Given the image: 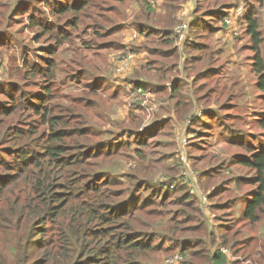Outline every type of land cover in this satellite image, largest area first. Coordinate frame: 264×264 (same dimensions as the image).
Listing matches in <instances>:
<instances>
[{"label": "rangeland", "instance_id": "1", "mask_svg": "<svg viewBox=\"0 0 264 264\" xmlns=\"http://www.w3.org/2000/svg\"><path fill=\"white\" fill-rule=\"evenodd\" d=\"M14 1L0 0V23L2 24L0 30L3 29L0 32V150L6 153L9 152V149L22 146L27 151L36 152L33 154L40 159V164H44L47 160V158L42 157L41 153H45L50 131L48 125L40 121L41 115L36 112L37 106L31 104V101L35 102L34 94L39 90L40 94H44V98L40 102L39 100L36 101L40 105L47 106L50 110L52 107H56L50 114H60L69 132L75 127L84 130V132L63 139V144L75 145L71 140L76 139L83 146L80 149L83 152L79 156H77V149H70L63 154L66 162L72 156L71 162L73 164L65 168L62 166L59 172L62 180L65 177L73 179L70 181L72 182L71 185L79 191L73 202L85 206L89 205L91 208H96L97 211H103L107 205L112 204V200L116 202L127 197V190L123 181L118 180L117 175H112L116 173L112 166L118 162L117 158L125 160L126 157L125 155L121 156L122 154H132L134 153L133 149L139 146L144 148L141 145L143 141L129 134L128 131H126V134H124L125 130L117 133L118 125H126L134 130L146 129L149 125L155 123L154 120L157 119L159 110L162 112L165 108L167 112L172 111V120L169 123L170 130L167 129V126L165 129L162 128L163 131L160 132V130L159 133L158 130L162 127V124L157 125V135H155L154 141H149L148 146L145 148L147 150L156 146L157 152H160L163 158L161 165H168L169 160L174 165H178L176 166L177 170L170 175V192L163 198H156L151 195V190L142 189V196L146 199L144 202L146 207L140 217L145 222H149L151 226L142 225L139 219L135 221L133 219L132 222L134 230L144 232L143 236L152 241L153 248L151 251L143 253L142 264H192L198 260L199 257L194 255V252L199 248L197 239H199V236L206 238L204 233L205 224L203 227L198 226L205 223L206 220L205 217L199 214L201 210L198 203L194 199L187 200L181 195L183 191L193 194L192 189H199L203 193L213 189V187L216 190L220 182L223 181V184H225L223 179L228 178L230 175L227 168L224 172L222 171L226 175L222 173L215 175V180H218L219 177L221 180L206 179L202 181L204 178H201V184L199 183L200 176L195 170L201 172V169L210 166L209 161L213 166L218 162L212 160L214 147L211 143L212 137H209L212 134H217L218 129L214 127L215 125L204 128L202 134L204 137L202 141L204 151L192 147L193 143H190L188 132L184 126L187 122H185L186 120L182 122L183 120L175 112L173 105L176 98L170 100V95L175 93H172L170 89L177 77H184V79L190 77L193 79L198 69L202 71V69L216 67L217 70L210 75L202 76V82H206L202 87L194 89L193 82L186 87L184 82V91L188 92V96L192 93L204 92L202 102L205 101L206 103H200L202 106L222 108L225 107V104H229L226 106L227 109L221 111L222 114L226 111L232 114L231 117H228V122L231 121L235 124L234 126L242 127L244 134L254 135L257 139L256 142H258L260 136L264 140V104L261 100L260 91L255 88L257 87V77L247 73L250 71L249 62L252 61L253 52L250 49L251 41L246 36V31L243 32L244 27L242 26L240 29V35L242 36L235 39L236 45L234 46L230 42L228 33H222L223 30H220L215 34H210L208 33L209 26L204 28L203 35L197 36L199 37L197 42L206 41L210 45H214L213 50L217 51L213 54L211 62L204 63L200 68L194 67L187 70V63L189 62L187 58L191 54H197L198 50L188 48V44H193L196 40L195 35H191V32L190 40L189 29L191 25L188 27L184 38H181L179 33L180 25L186 19L191 23L193 22L196 12L189 6L197 0H180L184 5L186 4L184 11L187 8L188 12L192 11L189 18L184 16L179 23L171 21L166 23L168 27L174 26L172 34L169 36L170 39H173L171 43H166L161 35L162 32L150 35L151 40H148V44L150 43L152 47L151 49L146 48L144 52L145 56L148 54L147 62H152L150 68L145 72L148 75L146 78L152 82L165 83L168 88L158 95L151 90L143 89L139 98L135 99V94L130 88L133 86L132 81L136 73L134 69L135 63H137L136 59L129 61L130 73L127 77L115 76L117 75L118 66L122 67L128 64V61H124V57L128 53L132 52L136 57L138 56L139 50L136 52L133 50L135 42L138 40L145 44V41L139 35L146 38L144 35L146 32L140 34L135 26L136 19L138 21L140 18L135 13L137 5L133 4L132 0H124L123 2L117 0H91L90 4L81 10L77 8L76 11L62 12L58 9L61 8L60 2L62 0H29L31 5L29 11H26V6L23 7L20 12L22 13L21 17H19L18 11L11 12ZM149 1L156 8H162L164 5L163 0ZM194 7L200 10L198 5H194ZM254 11L258 15L256 18L259 23L262 24L261 28L264 36V0H256ZM75 15L77 17L74 21ZM120 22L122 25H119ZM162 26H165V24L160 25L159 28ZM68 29L71 31L68 32ZM95 30L99 33H95ZM226 37L228 38L226 39ZM227 40L230 42L229 44L227 42L225 44ZM53 46L55 47L54 59H52L51 54ZM261 48L264 55V40L261 43ZM168 50H172V57H165L166 55L163 54L164 51ZM159 53L170 61L176 60L179 62L174 67L177 71H169L167 74L157 73L159 77L156 78V75L151 73L150 70L151 68L158 69L161 67L159 65L160 61L159 64L153 61L162 59ZM111 58L112 65L110 63ZM51 61H54V64L49 70L45 67ZM36 64L40 66H35ZM32 68L34 70L31 71ZM139 73H142V71H139ZM98 75L104 78L93 90L97 92V96L93 98L100 102L104 101V98L106 99V102L104 101L102 104L106 113H112L114 110L113 117L115 120H113L110 127L112 131L106 135L100 134V127L103 125L108 126V123L100 120L102 106L89 107L87 105V98L92 92V86L88 83L94 78L98 79ZM108 77H113L114 84L123 82L124 86L119 85L115 89L111 88ZM102 82L104 83L101 87ZM125 85H129V87L125 88ZM196 85L200 86L201 80ZM216 85L217 90L207 93L211 89L214 90ZM181 94L184 99V92ZM175 96L182 97L180 93L175 94ZM193 98L196 100L194 95ZM261 118L263 119L262 124L259 121ZM9 132L10 135L7 139H4V135ZM102 138H111L109 140L114 142L112 146L114 152H111L112 157L106 156L105 152L100 151L101 145L99 142L95 143L97 142L95 140ZM114 138H116L115 141H113ZM213 138L215 139V137ZM256 142L253 144L256 145ZM224 148L230 153L234 152L233 147H229V144L225 145ZM85 151H88L89 154L85 155ZM195 152L205 155L198 160V156L194 155ZM7 157L5 155V158ZM174 157L176 163L173 161ZM132 158H127L129 159L127 163L123 161L126 167L136 166ZM35 168L37 172L39 167L35 166ZM102 169L110 171V175H107L105 179L102 178L101 174L98 175V181L102 186L98 185L96 190L99 186H101V190H90L85 182ZM159 170L164 171L162 167L152 168L150 171ZM191 170L195 172L194 180L187 178L185 175L186 172L191 174ZM78 172L84 174L75 177ZM181 187L184 190H181ZM232 194V191H228L223 195V198L226 199ZM193 195L197 196V194ZM149 198L152 200L149 201ZM200 201L204 208V201ZM207 201L209 202V199ZM228 211L236 214V210L231 204L223 210L225 212L224 217L231 216L230 213H227ZM220 212L222 211L217 214ZM95 223L103 226L109 236L121 231L120 225L113 224L111 221L96 220ZM156 224L158 227H156ZM263 227L264 221L262 220L256 228L250 226V229L261 230ZM4 228H6V225L2 223L1 229ZM132 230H129V232H132ZM186 240L189 241L186 242ZM117 242L113 239L112 246L120 258L130 257L138 252L126 247V244L119 247ZM184 244L192 248H184ZM256 250L258 248L249 247L245 252V254L252 256L249 264H257L254 259H260V255L254 256ZM229 256L232 259L236 258L234 254H229ZM171 259L173 261H170ZM263 260L259 264H262ZM240 261L246 263L243 257H240ZM230 262H233V260Z\"/></svg>", "mask_w": 264, "mask_h": 264}, {"label": "trees", "instance_id": "2", "mask_svg": "<svg viewBox=\"0 0 264 264\" xmlns=\"http://www.w3.org/2000/svg\"><path fill=\"white\" fill-rule=\"evenodd\" d=\"M117 1L123 2L124 0ZM132 1L133 4L137 5L135 13L140 18L138 21L136 19L135 26L140 34L146 32L144 33L146 38L139 35L140 38H143L145 44L138 40L135 45L132 44L135 52L139 50L136 58L137 63L134 67L136 73L132 83L135 86L152 90L158 95L160 92H165L168 85L159 81L152 82L146 78L148 75L145 72L150 68L152 62H147L148 54L145 56L144 52L146 48L151 49L152 47L150 43L148 44V40H151L149 36L152 34L162 32L161 35L166 43L173 41L169 36L172 34L174 26L168 27L166 23L170 21L179 23L183 18L182 15H185L186 10L184 11V8L186 4L184 5L180 0H163L164 5L162 8H156L149 0ZM90 2L91 0H68V2L62 0L60 2L61 8L58 9L60 12L76 11L77 8L81 10L88 6ZM239 4L240 0H197L200 10H197L194 14V20L189 29L190 40L191 35H195L196 40L193 44H188V48L198 50V53L191 54L187 58L189 62L186 69L200 68L204 63L211 62L213 54L217 51L213 50L214 45L212 46L206 41L197 42L199 38L197 36L203 35L204 28L209 26L208 33L210 34L223 30L222 33H228L230 42L234 46L236 45L235 39L242 36L240 35V29L243 26V32L246 31V36L251 41L250 49L253 52L252 61L249 62L250 71L247 73L257 77V87L255 88L260 91L261 100L264 104V55L261 48L264 36L261 28L262 24L259 23L256 18L258 15L254 11L255 4L250 10H247L242 18L236 19L237 34L231 30L232 26L225 22L226 18L233 16L234 9ZM25 6L27 7L26 11H29L31 6L29 0H15L11 12L18 11L19 17H21L22 13L20 12ZM165 8L167 9L166 12H160ZM76 17L77 15L74 16L73 20ZM164 24L165 26L159 28L160 25ZM119 25H122L121 22ZM0 27H2L1 23ZM157 29L160 30L156 31ZM2 31L3 29L0 30V32ZM70 31L68 29V32ZM95 33L99 32L95 30ZM226 42L227 44L230 43L228 40L225 41V44ZM54 51L55 47L53 46L51 48L52 59H54ZM163 54L166 55L165 57L173 56L172 50L164 51ZM159 55L162 59L153 61L157 64L160 61L159 65L161 67L158 69L151 68L150 70L151 73L156 75V78L159 77L157 73L167 74L169 71H177L174 67L179 62L176 60L170 61L161 53ZM112 58L110 59L111 65ZM53 64L54 61H51L45 68L50 70ZM35 66L40 65L36 64ZM32 70L34 69L32 68ZM216 70L214 66L205 70L202 69V71L198 69L193 79L176 76L177 78L173 81L170 89L172 93H180L182 96L176 97L175 94H171L170 100L176 98L173 108L178 117L183 120L182 122L185 120L187 122L184 126L188 132L190 143H193L192 147L204 151L202 148L204 128L215 125L214 127L218 129L217 134L209 136L212 137L211 143L214 147L212 160L218 162L213 166L209 161L210 166L201 169V172L195 170L200 176L199 183L201 184V178H204L202 181L206 179L221 180L220 177L215 180V175L225 174L223 172L227 168L230 175L228 178L223 179L225 184L222 181L216 190L213 187V189L205 192L209 197V205L207 208L204 207L206 213L199 197L188 191H183L181 195L187 200L194 199L200 206L201 211L199 214L205 217L206 220L205 223L198 226L203 227L205 224L204 233L206 238L199 236V239H197L199 248L194 252V255L199 258L192 264H249L252 256L245 254L249 247L258 248L254 256L260 255L261 257L254 260L259 264L264 259V227L261 230H251L250 226L256 228L259 222L264 221V140L260 136L258 142H256L257 139L254 135H250V133L246 135L242 132V127L234 126L235 124L231 121L228 122V117H231L232 114L228 111L222 114L221 111L227 109L226 106L229 104H225V107L222 108L202 106L200 103H206L205 101L202 102L204 92L192 93L188 96V92L184 91V82L186 87L193 82L194 89H198L206 83L202 82V76L210 75ZM139 71H142V73H139ZM176 73L178 74V72ZM103 78V76L98 75V79L94 78L88 83L92 86V92L87 98L89 107L102 106L104 101L106 102L105 98L101 102L93 98L97 96V92L93 90ZM108 79L110 87L117 88L112 81V77H108ZM199 80H201L200 86L196 85ZM104 82L101 83V87ZM226 87L228 88V86ZM215 90H217V85L214 90L211 89L207 93ZM43 92L45 93V91ZM182 92H184V99ZM193 95L197 102L194 100ZM43 98L44 94H40L38 90L34 94L35 102L31 101V104L37 106L36 112L41 115L40 121L46 123L50 131L45 153H41L43 158H47L44 164H40V159L33 154L36 152L27 151L22 146L9 149V152L6 153L0 150V264H142V256L153 248L151 239L144 237V232L134 230L132 222L133 219L134 221L139 219L142 225L151 226L149 222H145L140 217L146 207L144 205L146 199L142 196V189H149L152 196L163 198L170 192V175L177 170L176 166H178L170 160L168 165H161L163 158L160 152H157L156 146L147 150L145 148L148 146L149 141H154L155 135H157V125L162 124L158 132L167 126V129L170 130L169 123L172 120V111L167 112L165 108V111L162 110L161 112L159 110L157 119L154 120L156 124L149 129L134 130L126 125H118L117 133L125 130L124 134H126V131H128L129 134L143 141L141 145L144 148L139 146L133 149L134 153L132 154H122L121 156L125 155V160L118 157V162L112 166L116 171L112 175H117V179L123 181L126 186L127 197L116 202L112 200V204L107 205L105 210L97 211L96 208H91L89 205L74 203V198L79 191L71 185L72 182L70 181L73 179L65 177L62 180L59 175L62 166L65 168L73 164L71 162L73 157L68 158L66 162L63 154L70 149H77V156L83 152L80 150L83 146L78 140H71L75 144L71 145L63 144V139L84 132V130L75 127L69 132L60 114H50L56 107H52L50 110L47 106L40 105L36 101L39 100L40 102ZM163 106L166 107L165 104ZM229 108L233 109L232 107ZM113 112L108 114L104 111L103 106L101 107L100 120L108 123V126H101L100 134L106 135L112 131L110 127L113 120H115ZM262 120V118L259 119L260 124H262ZM9 135L10 132L4 135V139H7ZM109 139L111 138H102L95 140L97 141L95 143L99 142L101 145L100 151L105 152L106 156L112 157L111 152H114V147H112L114 142ZM254 142H256V145L253 144ZM228 144L229 147H233L234 152L230 153L224 148ZM88 154L89 152L85 151V155ZM5 155L8 157L5 158ZM194 155L198 156V160H200L205 154L195 152ZM129 157H133L132 159L136 163L135 167L128 168L125 166L124 162L127 163ZM173 161L176 163L175 157ZM35 166L39 167L37 172ZM160 167L164 171H150L152 168ZM82 174L78 172L75 177ZM100 174L105 179L107 175H110V171L102 169L86 181L85 184L88 185L90 190H101L102 184L98 181V175ZM228 180L229 182L226 183ZM98 185L101 186L96 190ZM180 189L184 190L183 187ZM228 191H232L233 194L224 199L223 195ZM150 200L152 199L149 198ZM230 204L236 210V214L228 211L227 213H230L231 216L224 217L225 212L223 210L227 209ZM219 211L222 212L217 214ZM96 220L111 221L113 224L120 225L121 231L109 236L106 229L99 224L100 222L95 223ZM2 223L6 225V228L1 229ZM156 227H158L157 224ZM131 229H133L132 232H129ZM113 239L118 241L117 245L119 247L126 244V247L138 252L130 257L120 258L112 246ZM221 247L229 250V253H222ZM184 248L191 249L192 247H187L184 244ZM229 254H234L236 258L232 259ZM240 257H243L246 263L241 262ZM231 260L233 262H230ZM262 264H264V260Z\"/></svg>", "mask_w": 264, "mask_h": 264}, {"label": "built area", "instance_id": "3", "mask_svg": "<svg viewBox=\"0 0 264 264\" xmlns=\"http://www.w3.org/2000/svg\"><path fill=\"white\" fill-rule=\"evenodd\" d=\"M243 10L244 8L242 6H240L239 8H237L236 10V13L238 14H242L243 13ZM227 23H231V20H227ZM188 27H189V24H188V21L185 20L184 23H181L180 25V34H181V38H184L186 36V33H187V30H188ZM137 57L135 56V54H133L132 52L131 53H128L125 57H124V61H128V64L125 65V66H118L117 68V75L115 76H119V77H127L130 73V66H129V61H133L134 59H136ZM122 85L123 82L121 83ZM129 87V85H125V88ZM134 94H135V99H138L139 96L141 95L142 93V90L143 88L142 87H137V86H131L130 88ZM186 177L187 178H191V180H194V176H195V173L194 171L191 170V174L189 172H186L185 173ZM191 192L193 194H197V196L202 200L204 201L205 203H207V200H208V196L207 194L201 192L199 189H192ZM170 261H173V259H171Z\"/></svg>", "mask_w": 264, "mask_h": 264}, {"label": "clouds", "instance_id": "4", "mask_svg": "<svg viewBox=\"0 0 264 264\" xmlns=\"http://www.w3.org/2000/svg\"><path fill=\"white\" fill-rule=\"evenodd\" d=\"M254 4H255V0H252V1H250V2H246V1H242V2H240V4L234 9V14H233V16H230V17H228V18L225 19L226 24L232 26V27H231V30H233L236 34L238 33V32H237V26H236V19H237V18H242V17L245 15V13L247 12V10H250V8H251ZM240 6H242V7L244 8L242 14H238V13H236L237 8H239ZM228 19L231 20V23H227V20H228ZM186 20H187V19H186ZM187 21H188V24H189V26H190V25H191V21H189V20H187ZM133 86H135V85H133ZM137 87H141V86H137ZM142 88H143V87H142ZM143 89H144V88H143ZM155 124H156V122L153 123V124H151V125H149L146 129L151 128V127L154 126ZM194 173H195V172H194ZM207 196H208V195H207ZM197 197H198V196H197ZM199 199H200V198H199ZM208 199H209V197H208ZM200 200H201V199H200ZM204 204H205V208H207L208 205H209V202H208V201H207V203L204 202ZM220 249H221V252H222V253H226V254L229 253V250H227L226 248L221 247Z\"/></svg>", "mask_w": 264, "mask_h": 264}, {"label": "crops", "instance_id": "5", "mask_svg": "<svg viewBox=\"0 0 264 264\" xmlns=\"http://www.w3.org/2000/svg\"><path fill=\"white\" fill-rule=\"evenodd\" d=\"M242 1H246V2H250V1H252V0H240V2H242ZM255 2H256V0H255ZM194 5L196 6L197 5V1L193 4H191L190 6H189V8H191L192 10H194V12H196L197 11V8L196 7H194ZM169 9V8H168ZM167 11V9H163V10H161L160 12H166ZM192 12V11H191ZM191 12H188V8L186 9V11H185V15L183 14L182 15V17L184 18V16L186 17V18H189V15L191 14ZM184 13V12H183ZM193 20H194V18H193ZM123 78V77H122ZM112 79H113V77H112ZM115 85L118 87L119 85H122L121 83H115ZM133 85V84H132ZM122 86H124V85H122ZM152 91V90H151Z\"/></svg>", "mask_w": 264, "mask_h": 264}]
</instances>
